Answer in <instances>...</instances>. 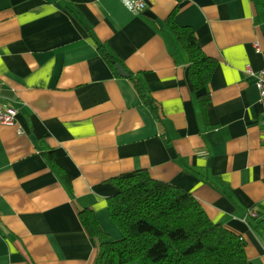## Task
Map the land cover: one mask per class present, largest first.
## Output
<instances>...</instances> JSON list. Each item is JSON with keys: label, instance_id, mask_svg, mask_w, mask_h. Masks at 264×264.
<instances>
[{"label": "crops", "instance_id": "1", "mask_svg": "<svg viewBox=\"0 0 264 264\" xmlns=\"http://www.w3.org/2000/svg\"><path fill=\"white\" fill-rule=\"evenodd\" d=\"M144 1L134 15L120 0H0V109L16 111L0 124V264H92L102 240L78 212L119 240L111 179L137 170L192 195L244 239L247 264H264L262 106L246 72L264 64V7ZM172 12L216 60L200 90L167 29ZM99 46L141 79L157 116Z\"/></svg>", "mask_w": 264, "mask_h": 264}, {"label": "trees", "instance_id": "2", "mask_svg": "<svg viewBox=\"0 0 264 264\" xmlns=\"http://www.w3.org/2000/svg\"><path fill=\"white\" fill-rule=\"evenodd\" d=\"M256 1L264 7V0ZM174 15L172 12L167 17V29L187 55L188 77L193 88L200 90L207 87L216 60L204 53L190 29L175 23ZM99 52L114 71L115 65L122 66L103 46ZM127 78L157 116V107L141 79L131 73ZM49 161L69 185L67 176L53 163L52 154ZM111 181L116 192L108 197L107 206L112 223L122 234L119 240L108 241L92 210L78 212L88 235L102 240L92 264H247L244 239L213 223L189 193L141 170L120 174Z\"/></svg>", "mask_w": 264, "mask_h": 264}, {"label": "built area", "instance_id": "3", "mask_svg": "<svg viewBox=\"0 0 264 264\" xmlns=\"http://www.w3.org/2000/svg\"><path fill=\"white\" fill-rule=\"evenodd\" d=\"M123 5L127 8V10L134 14L138 15L141 14L146 9V4L144 0H120ZM247 74L252 77L255 81V85L259 92V101L262 106V113H261V125L264 128V64L262 68L257 71L253 72L250 68L246 69ZM15 115L16 111L5 108L0 109V124L2 125H12L15 122ZM22 131L18 128L17 135H21ZM249 216H256L254 211L249 213Z\"/></svg>", "mask_w": 264, "mask_h": 264}, {"label": "water", "instance_id": "4", "mask_svg": "<svg viewBox=\"0 0 264 264\" xmlns=\"http://www.w3.org/2000/svg\"><path fill=\"white\" fill-rule=\"evenodd\" d=\"M115 69H116V71H117V73L120 75V76H125V77H127L129 74L123 69V67L122 66H120V65H115Z\"/></svg>", "mask_w": 264, "mask_h": 264}]
</instances>
